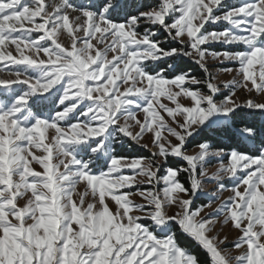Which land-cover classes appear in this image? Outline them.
<instances>
[{
    "label": "snow or ice",
    "instance_id": "obj_1",
    "mask_svg": "<svg viewBox=\"0 0 264 264\" xmlns=\"http://www.w3.org/2000/svg\"><path fill=\"white\" fill-rule=\"evenodd\" d=\"M132 9L129 0H0V264H201L174 228L207 264H264V101L235 98L237 89L264 95V0ZM209 58L234 65L220 69L235 76L219 102ZM242 115L253 122L237 128ZM213 129H234L258 155L207 140L188 155ZM145 134L150 158L117 154L125 143L148 148ZM212 182L231 195L205 218L215 201L193 205ZM171 206L179 210L169 215ZM218 221L239 232L231 248L208 235Z\"/></svg>",
    "mask_w": 264,
    "mask_h": 264
},
{
    "label": "rangeland",
    "instance_id": "obj_2",
    "mask_svg": "<svg viewBox=\"0 0 264 264\" xmlns=\"http://www.w3.org/2000/svg\"><path fill=\"white\" fill-rule=\"evenodd\" d=\"M129 1H130V3L133 2V3H131L133 5V9H132L133 11H135L136 5L137 4H140V3L144 4L145 6H153L156 3H158V0H129ZM73 2H75V3H84L85 0H73ZM165 36H166V34H162V36H161L162 42H163V39H164ZM59 39H60V42L63 43V44H70V38L67 37L66 34L61 35L59 37ZM11 50H12L13 54L15 55V49L12 48ZM209 50L210 51H221L223 49L220 48L219 46H215V47H211ZM41 56H42V53H41ZM187 62H190L192 65L197 66L198 69L203 74V76H205L204 71L202 69H200L198 65L192 63L191 61H187ZM207 66H208V69H209V72L211 73V75L215 77V83L221 89V91L217 94V97H216L217 101L219 102V101L223 100L227 95H229V89L228 88H225L224 85L228 81H231L234 78V76H235V73H232V74L224 73V72L220 71V69H222L224 67H234V65L229 64L227 62H225V64H220L218 61L209 58L207 60ZM0 67H3V65H0ZM236 78L239 79V77H236ZM193 87H195V86H193ZM235 98L237 99V102H239V103H243L247 99H255L257 101H264V95L256 96L255 93H248V92H246V91H244L242 89H237V96ZM179 99H180V102H182L184 104H188V101L187 100H184L183 98H179ZM162 102L165 103V104H169L168 101L163 100V99H162ZM162 115H163V113H162ZM138 118L141 119V120H143V114L142 113H139L138 114ZM132 130L133 131H136L137 129L136 128H133ZM209 131H211V130H209ZM209 131H206L205 133H207ZM51 132H52V130H50V134H51ZM199 138H197V139H199ZM196 140H192V142L187 145V149H188L187 154L188 155H196L198 153L199 149L196 147V144H195V141ZM173 142H175V141L173 140ZM141 143L142 144H148V148L145 149V148L140 147V146H137L135 144H131V146H129V143H125L123 146H121V145H117L116 146L117 154L120 155L119 153H121V152L134 153V151H135L136 154H138L139 152H143V153H145V155H143L142 157L150 158L152 152L154 151V148H153L152 143H151V134H145L144 139L142 140ZM213 150H215V149H213ZM138 155H135L134 154V156H138ZM224 162L225 163L228 162L226 157L224 159ZM218 166H219L218 165V162H216L215 158H213V162H212L211 166H208L206 168L207 174L209 176L213 175L217 171ZM33 167H34V169L36 171H42V169L39 168V165H37L35 163L33 164ZM125 171H128V170H125ZM161 174H163V171H161ZM141 179L142 178L137 177L136 186L137 187H140L141 189L146 188V187H149L147 184H141L140 183ZM223 183L225 184V187L226 188L231 187V184L227 180H225ZM82 191H84L83 186H79L78 187V192H82ZM203 193L204 194L201 195L200 198L195 201L193 207H199L200 204L207 203L209 199H213L215 201L212 204V207L206 209L205 212L202 214V215L205 216V218H207L208 213H212L213 210L219 204H221L222 202L226 201L229 198V196L231 195L228 191H222L221 192L218 189V186L216 185L215 182H212V183H204V185H203ZM213 193H215L216 196H219V199H216L215 196L212 195ZM184 198H186V197H184ZM76 199L78 200L79 197L77 196ZM131 199L134 202L138 203V204H143L144 203V201L142 200V198L139 197V196H132ZM88 202H92V196H91L90 193L85 198V205ZM106 202L109 204V207L113 211H115V205L113 204V202H111L110 200H107ZM20 203L23 204V201H20ZM178 210L179 209L176 206H171V207L168 208L167 211H168V214L169 215H172L175 212H177ZM220 219L222 220V217ZM144 223L147 224L149 222L148 221H145ZM173 231L177 232L178 234L184 235L183 233L179 232L178 228H174ZM208 235L217 237V240L218 241L219 240H225L226 245L229 248H231L232 245L234 244V242L238 239L239 232L237 230H234L230 224H228V225H221V223L218 221L216 223V225L212 228L211 232L208 233ZM184 236H186V235H184ZM188 238H190V237H188ZM220 247H224V245H220ZM229 254L231 256H235V255L239 254V252H237V251H231Z\"/></svg>",
    "mask_w": 264,
    "mask_h": 264
},
{
    "label": "trees",
    "instance_id": "obj_3",
    "mask_svg": "<svg viewBox=\"0 0 264 264\" xmlns=\"http://www.w3.org/2000/svg\"><path fill=\"white\" fill-rule=\"evenodd\" d=\"M130 2V1H129ZM133 3V2H131ZM136 3V2H135ZM170 46V45H165ZM182 67L190 72L191 75L197 77V78H204L203 74L201 71L198 69L197 66L192 65L190 62H186ZM247 112L248 110H244ZM242 122L237 123V128L238 127H243L245 124H249L253 122V118L249 116H244L242 115ZM256 123H260V117H256ZM202 140H207L212 145V148L217 150V149H223L225 153H229L232 150H238L241 152H245L248 155L256 156L258 155V152L253 149L251 146L247 145L243 141L240 140L239 136L236 134V131L234 129H229V130H222V129H213L207 133H204L199 139L195 141V144H197L198 141ZM137 152V151H136ZM122 156H129L133 157L134 154L138 156H143L145 153L139 152L138 154L135 153H130V152H121L119 153ZM170 162L172 165L176 167H180L183 162L181 161H176L172 160L170 158ZM181 181L187 186L188 185V178L186 174H182L180 176ZM177 235V242L186 250L190 251L192 254L196 255L198 259L200 260L201 264H207V254L198 246L192 239L178 234Z\"/></svg>",
    "mask_w": 264,
    "mask_h": 264
},
{
    "label": "water",
    "instance_id": "obj_4",
    "mask_svg": "<svg viewBox=\"0 0 264 264\" xmlns=\"http://www.w3.org/2000/svg\"><path fill=\"white\" fill-rule=\"evenodd\" d=\"M204 251V250H203Z\"/></svg>",
    "mask_w": 264,
    "mask_h": 264
}]
</instances>
